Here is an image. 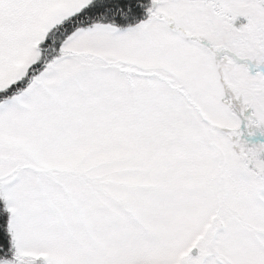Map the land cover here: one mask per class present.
Returning <instances> with one entry per match:
<instances>
[{"label":"snow or ice","instance_id":"1","mask_svg":"<svg viewBox=\"0 0 264 264\" xmlns=\"http://www.w3.org/2000/svg\"><path fill=\"white\" fill-rule=\"evenodd\" d=\"M0 264H264V0H0Z\"/></svg>","mask_w":264,"mask_h":264}]
</instances>
